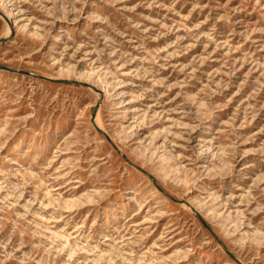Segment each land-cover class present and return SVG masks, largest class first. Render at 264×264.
<instances>
[{
	"label": "rangeland",
	"instance_id": "1",
	"mask_svg": "<svg viewBox=\"0 0 264 264\" xmlns=\"http://www.w3.org/2000/svg\"><path fill=\"white\" fill-rule=\"evenodd\" d=\"M0 264H264V0H0Z\"/></svg>",
	"mask_w": 264,
	"mask_h": 264
}]
</instances>
